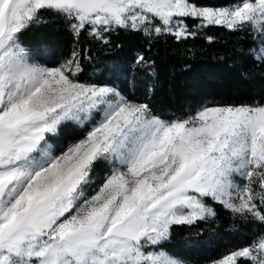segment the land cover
Returning a JSON list of instances; mask_svg holds the SVG:
<instances>
[{
  "label": "snow or ice",
  "instance_id": "obj_1",
  "mask_svg": "<svg viewBox=\"0 0 264 264\" xmlns=\"http://www.w3.org/2000/svg\"><path fill=\"white\" fill-rule=\"evenodd\" d=\"M44 13L77 40L138 33L148 51L197 27L246 31L257 45L248 54L264 64V0H0V264H184L162 245L173 226L216 217L208 200L264 224V103L163 118L147 101L80 80L75 48L58 66L39 63L21 36ZM135 64L155 61L140 53ZM70 124L83 135L55 144ZM99 162L111 168L97 183ZM210 264H264V231Z\"/></svg>",
  "mask_w": 264,
  "mask_h": 264
},
{
  "label": "trees",
  "instance_id": "obj_2",
  "mask_svg": "<svg viewBox=\"0 0 264 264\" xmlns=\"http://www.w3.org/2000/svg\"><path fill=\"white\" fill-rule=\"evenodd\" d=\"M199 2L224 4L233 0ZM43 16L46 22L29 28L21 39H25L27 43L40 36L51 38L63 50L67 49L70 56L76 45L75 49L81 53L84 69L79 76L82 81L105 76L108 70L106 65L99 73H96L95 68L103 60L109 59L120 62L121 71L118 75L114 72L107 74V80H120L126 86L127 78L134 77L138 71L137 68L129 71L126 67L129 57L140 52L154 60V76L146 72L140 88L146 92L144 86L147 81L154 80L146 100L163 118L192 114L202 105L264 102V64H258L248 54L250 47L257 46L249 32L230 31L223 26L197 27L193 29L196 35L185 40H177L170 35L161 36L151 43V51H148L149 42L142 35L120 31L110 37V45L114 50L101 53L103 44L85 34H81L77 40L67 27L66 21L51 13H44ZM187 23L192 26L197 21L188 20ZM141 90L134 89L133 92ZM80 132L79 128L70 124L62 130L59 138L64 140L69 136H78ZM102 165L104 164L99 163V168ZM207 202L216 210V217L192 225L173 226L170 238L162 245L165 249L190 261L208 259L213 252L215 256H221L224 250L219 249L225 243H248L251 238L250 231L254 234L264 231V224L242 223L239 217L222 205L211 200ZM208 235L213 239L212 244L204 240ZM237 239H240L239 242ZM185 242H188L187 245H184Z\"/></svg>",
  "mask_w": 264,
  "mask_h": 264
},
{
  "label": "rangeland",
  "instance_id": "obj_3",
  "mask_svg": "<svg viewBox=\"0 0 264 264\" xmlns=\"http://www.w3.org/2000/svg\"><path fill=\"white\" fill-rule=\"evenodd\" d=\"M232 2L229 3H224V4H203V5H208V6H214V7H220V6H226L228 4H230ZM35 26V25H34ZM86 35V34H85ZM88 38L93 39L91 37L88 36ZM22 43L24 44V46L28 49L31 50V52L33 53L34 57L36 58V60L41 63V64H45L47 66L53 67V66H58L60 63H62L66 58H69L70 54L68 52V50L66 49H62V47L59 45V43H57L56 41H53V39L51 38H45V37H37L35 39H30V42L25 41V39H21ZM88 45V44H87ZM75 48L77 49V46L75 45ZM114 48L113 46L109 45H103V49L101 48L100 52H106V51H113ZM112 53V52H109ZM89 52L86 50V55H88ZM137 54H140V52H135L133 57H129L125 63L126 67L128 68L129 71L137 68L138 71L136 72L134 77H128V85H122L121 81L118 80L116 82H111L109 80H107V74L109 75L111 72H114L115 75H118L119 72L121 71V69H119L120 62L118 61H114L113 60H103L102 62H100L99 65L96 66L95 71L96 73H99L102 69H104L105 65L108 67V70L106 71L107 74H105V76H95V78L91 79L94 82H99V83H106L108 85H111L113 87H116L119 91H121L123 94L129 96L132 99H136L139 101H147L146 97H147V93L150 91V89L152 88V83H153V79H150L149 81H147L145 87V91L143 92V90H141L140 85L142 84V80L145 78V73H150L152 76H154V66L150 69H145V68H141L140 66L135 64V60H136V56ZM100 58V57H98ZM123 65V64H122ZM127 71V70H126ZM132 87V88H131ZM134 89H139L141 90V92L137 91V92H133ZM264 103V102H262ZM214 105V104H212ZM211 104L208 106H212ZM235 105H240V104H235ZM251 105V104H250ZM194 114V113H192ZM189 115V114H188ZM187 115H181V116H176V117H171V118H166V119H174L177 117H186ZM83 135L82 132H80V135L78 136H69L66 139L62 140L60 138H58L56 141H54L55 144L60 145V146H64L67 145L68 143H71L73 140L80 138ZM103 163L104 165H102L100 168L98 166V164ZM95 169H94V179L97 181V183H99L100 181H102L105 176H107L108 174H110V168L111 165H109L106 162H99ZM95 187V185L93 186ZM208 203V202H207ZM210 204V203H209ZM211 205V204H210ZM212 206V205H211ZM213 207V206H212ZM245 233V231H244ZM251 233V234H250ZM219 235V234H218ZM218 235H216V237H218ZM249 235H251V238L249 240V242L251 241L252 237L255 235L254 233H252V231L249 232ZM208 243L212 244L213 243V239L211 237V235H208L205 237V239ZM240 239H237V241L239 242ZM248 242V243H249ZM188 243V242H187ZM187 243L185 242L184 245H187ZM225 243V242H224ZM248 243H241L239 242L238 244H230V243H225L223 247H220L219 251L224 250V252L222 253L221 256H223L224 254L235 250L241 246H244ZM230 247V249H229ZM164 248V247H163ZM226 249V250H225ZM229 249V250H227ZM165 251H167L169 254L173 255L176 258H180L184 261V264H210V262L214 259H218L221 256H215L216 254L213 252V254H211L210 258L205 259V258H201L198 260H194V261H190L187 258H185L184 256L177 254L173 251L167 250L164 248Z\"/></svg>",
  "mask_w": 264,
  "mask_h": 264
}]
</instances>
